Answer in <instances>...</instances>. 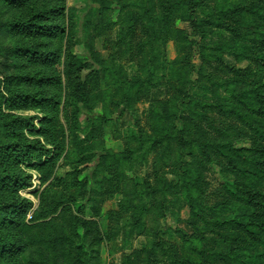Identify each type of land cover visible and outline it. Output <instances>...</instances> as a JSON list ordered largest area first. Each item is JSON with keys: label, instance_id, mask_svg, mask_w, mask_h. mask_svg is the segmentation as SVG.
I'll return each mask as SVG.
<instances>
[{"label": "rangeland", "instance_id": "rangeland-1", "mask_svg": "<svg viewBox=\"0 0 264 264\" xmlns=\"http://www.w3.org/2000/svg\"><path fill=\"white\" fill-rule=\"evenodd\" d=\"M174 1L0 0V178L12 169L30 183L14 190L0 181V205L17 199L23 208L8 214L13 221L0 220V264H173L175 253L196 264H264V242L252 243L243 226L264 239V218L252 217L259 208L264 213L257 204H264L257 192H264V171L239 163L240 153L264 159V60L256 59L264 47L258 43L264 13H242L247 23L262 24L255 32L259 47L246 57L202 47L234 40L218 29L202 39V27H213L201 20L217 17L195 0L164 9ZM205 2L214 8L257 1ZM164 11L163 30L157 16ZM29 19L51 27L39 35L9 25ZM189 42L191 63L178 76L172 61ZM199 50L210 53L212 65ZM151 59L162 70L147 80L143 68ZM210 74L219 80L209 82ZM139 78L146 81L138 91ZM24 94L48 98L12 100ZM11 114L33 116L18 130L50 148L45 164L38 153L17 159L3 152L9 138L3 123ZM179 114L188 117L183 143L169 127ZM196 144L207 153L189 148ZM184 174L193 185L191 200ZM194 200L199 216L191 211ZM233 217L242 219L241 229L226 222ZM232 229L247 240L223 262L218 252L229 249L224 234Z\"/></svg>", "mask_w": 264, "mask_h": 264}, {"label": "trees", "instance_id": "trees-1", "mask_svg": "<svg viewBox=\"0 0 264 264\" xmlns=\"http://www.w3.org/2000/svg\"><path fill=\"white\" fill-rule=\"evenodd\" d=\"M184 0H176L173 3H171L170 5L164 4L163 7L164 9L168 10L177 6L178 7L181 5V3H183ZM196 1V7L197 8H203V13L208 14L209 16H215L217 18H215L214 20H210L208 23H206V20H201V22H205V24L207 27L208 26H212L213 28L211 30H207V28L204 29V27H202L201 31V37L202 39L207 38L211 32H213L214 29H218L217 31H226V32H230V34H232V39L234 40L233 42H225V41H216V42H211L212 44H210L208 46V44H206L205 42L201 45L202 47H207V48H212L213 50L217 51V50H223V49H227L230 51H234V50H239L241 52H238V54L240 55H246V57L250 55V53L252 52V50L254 48H256V46L258 45V43L263 44L264 46V38L260 39L258 41V43L256 44L255 42H257V39H259L258 35L255 34V32L262 27L261 23H254L253 21L250 23H247V18L248 17H244L242 18V13L246 12L245 15L247 16L249 13H264V8L263 7V3L261 0H254L257 1L256 4L253 6L251 3L247 4V2L245 3H239L238 5H227V6H221L220 4L216 3V7L213 8V6H211L209 4V2H205L207 0H195ZM257 5H261L259 9H256L255 6ZM105 8H109L108 5L104 6ZM259 7V6H258ZM193 11H196L197 8H194L193 6L191 7ZM206 8L208 9L205 10ZM165 10V11H166ZM261 10H263V12H261ZM165 11L161 14L158 15V21L160 22L161 28L164 30L166 29V27L164 26L167 23V16H163L165 14ZM191 13H188L187 17L190 16ZM245 21V22H243ZM200 22V23H201ZM203 24V23H202ZM9 25L14 26L15 27V31H34L36 33H38L39 35H43L46 30H49L51 27V24H38L37 21L34 20H25L21 23H16V22H12L9 23ZM196 27V26H195ZM199 31V32H200ZM257 33V32H256ZM258 33L261 35V37L264 35V30H258ZM159 37V36H158ZM157 37V38H158ZM186 40H188V37L186 38ZM199 42H195V44H198ZM260 44V45H261ZM216 45V47H215ZM200 46V45H199ZM259 47V45H258ZM186 49H190V50H186ZM260 51V55L256 58L258 60L263 61L264 60V47H259L258 48ZM27 51H32L33 53H35V49L28 47ZM191 49V43L189 42V44H185L183 43L182 45H179L178 48V52H179V57L174 59L172 61V63L175 65V68L177 70V75L180 76L181 75V71L178 69L180 68V66L185 67V63L190 64L191 61L190 57L187 55L188 52L193 53V51ZM199 53H201L202 58L210 63V65L213 64V59L210 57V53H208L207 55L204 54L203 50H199ZM212 54V53H211ZM41 55L43 57L46 56L45 52H41ZM40 55V56H41ZM188 57V58H187ZM218 59H220L219 54H217ZM155 58V57H154ZM187 59V60H186ZM150 61H152V63H145V67L143 69H145V71H147V80H152L153 76H156V72L162 68L158 66L159 62H155L154 59H151ZM185 61V62H184ZM214 66V65H213ZM217 65H215L216 67ZM202 68L199 69V71ZM207 75V73H206ZM207 80L209 82H214L216 83L217 80H219L218 77L213 76V75H208L206 76ZM43 79V78H41ZM146 79H141L139 78L137 80L138 83V91L143 87V83L146 81ZM227 88L229 90L232 89V91H234V89L232 87L229 88V82H227L226 84ZM206 88L207 90H210V86H206L203 87ZM211 91V90H210ZM212 92L217 95L218 91L212 89ZM18 95V94H16ZM18 98H21V101H30V102H35V101H39L41 104L42 101H46V99L48 98V96H44L42 98H39L36 95H31V94H24L22 96H19L15 99V96L12 98V100L17 101ZM191 100H194V106L200 105V103L198 101H196L195 99L191 98ZM187 106V109L192 110L193 106L192 105H188V103H185ZM207 105H209L210 107H215L218 106V104L215 105H211L210 103ZM183 115V114H182ZM181 114H179V117L176 119V121L174 122V124H172L170 122L169 127L173 128L175 127L177 129V133L179 136V141L181 143H183L184 141H186L184 138V131L183 128L186 127L187 123H188V117H184ZM198 115L204 116V113H199ZM11 116L10 120H6L3 123V126L5 127L7 133H8V140L5 143V148H3V152L4 153H9L11 156L15 155V158H20L23 157L31 159L33 157V155L35 153H38L39 155V162L43 161L42 164H45L47 161H45L44 159H42V155L43 154H48V152H50V148H44L43 146L38 145V143L30 141L26 138L23 137V134H21V132L18 130L19 127L21 128L24 125V120L27 121H31V119L33 118V116H23V115H16V114H11L9 115ZM206 119H210V116H204ZM21 125V126H20ZM21 134V135H20ZM20 135V138H16L17 136ZM169 137L168 134H165ZM171 135V134H170ZM12 137H15V139L13 140ZM191 140L188 141V143L191 144ZM222 146L225 145H218L217 148L218 150L221 151L222 154L226 155V156H230V154H227L226 152H224L223 150H221ZM226 146H228L230 148L231 151L237 153L239 152V149H235L232 147L231 143H228ZM189 148H191L192 150L196 151L198 149H201L202 151H204V153H207V150L202 147V145L200 144H196V145H189ZM240 157L241 160L239 161L242 162L243 164L247 165V164H252L254 170L249 169L251 172L257 173L259 170H263L264 168L261 167V164L264 166V159L260 160L261 158H256V159H252L250 158V156L248 154H243L240 153ZM51 161L54 160V155L51 156ZM231 162H233V157L230 156ZM238 163V164H239ZM236 164V163H235ZM242 164V165H243ZM41 165V164H40ZM251 167V166H250ZM196 170V169H195ZM198 170V169H197ZM7 171V170H6ZM242 172H246V170H241ZM52 172V171H51ZM194 172V170H191V173ZM3 177L0 178L1 181V187L4 189V187H6V185H12L14 187V190H17V185L19 183H22L24 185L30 184L28 182H26L27 180L24 179L23 176H21L19 173H15V171H12V169L8 170L7 172H3ZM51 174V173H50ZM179 174V173H178ZM185 176L182 178L183 180H185L184 183V187H185V191L187 194V197H189V200H191L192 197V184H191V179L187 178L188 176L186 174H184ZM258 193H260L259 195H264V192H262L260 189L257 190ZM254 196V195H253ZM258 205H264L263 203L257 202ZM18 205H21V202H19L17 199H14L12 201H9L7 199H4L1 201V205H0V220L1 221H5L6 219H8V221H13L12 217H8V214H11L13 211H18L19 209H23V208H17ZM191 211L193 213H197V216H199L196 208H195V200L194 202L191 204ZM252 217H255L256 219H260L264 218V213L261 214V208H259L258 211H253L252 213ZM226 222L234 224L236 223L237 225H233L235 226V228L241 229L243 223H242V219H238V218H225ZM206 223L207 220L205 219ZM249 224H244L243 226L246 227V229L250 230L252 232V239L251 242L254 243L255 240H259L260 242H264L263 237L259 234L256 235L254 233H257V231H253L251 229L248 228ZM262 225V224H261ZM263 229H264V225H262ZM231 242H230V247L228 250L223 251V252H218V254L222 253V255H225V258L223 260L226 261V257H230L231 256V251H236V249H241L244 247V242H246L247 238L245 237V235L242 232H236L235 229H232V231H226L224 234ZM3 245L1 246V250L3 249ZM209 254H212V252H208ZM172 263L173 264H196V262L194 263V261L192 260V258L190 256H180L177 255L176 253L173 255V259H172ZM204 264V263H203Z\"/></svg>", "mask_w": 264, "mask_h": 264}]
</instances>
